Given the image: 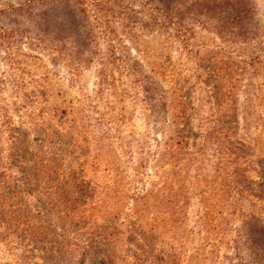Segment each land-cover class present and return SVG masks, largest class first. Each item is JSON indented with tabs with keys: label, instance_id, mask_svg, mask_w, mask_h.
<instances>
[{
	"label": "rangeland",
	"instance_id": "rangeland-1",
	"mask_svg": "<svg viewBox=\"0 0 264 264\" xmlns=\"http://www.w3.org/2000/svg\"><path fill=\"white\" fill-rule=\"evenodd\" d=\"M252 2L236 42L149 0H86L92 36L65 53L4 39L0 14V264H229L244 213L264 216Z\"/></svg>",
	"mask_w": 264,
	"mask_h": 264
},
{
	"label": "trees",
	"instance_id": "trees-1",
	"mask_svg": "<svg viewBox=\"0 0 264 264\" xmlns=\"http://www.w3.org/2000/svg\"><path fill=\"white\" fill-rule=\"evenodd\" d=\"M149 1L170 16L183 18L189 15L224 40L243 42L248 38L247 34L256 28L252 0ZM34 2L17 0V5L0 10L3 16H13V25L8 27L7 34L4 33V39L15 33L16 37L20 35L25 39L46 42L62 53L77 48L85 50L83 46L85 42L89 43V35L92 36L94 28L86 0H40L38 5ZM141 77L145 99L154 110L156 92L149 88L148 78ZM232 242L229 264H264V216L252 211L244 213ZM153 256L156 258V255Z\"/></svg>",
	"mask_w": 264,
	"mask_h": 264
}]
</instances>
